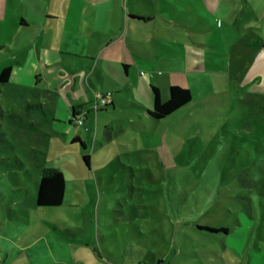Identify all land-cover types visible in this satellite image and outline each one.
Returning <instances> with one entry per match:
<instances>
[{"label": "rangeland", "instance_id": "1", "mask_svg": "<svg viewBox=\"0 0 264 264\" xmlns=\"http://www.w3.org/2000/svg\"><path fill=\"white\" fill-rule=\"evenodd\" d=\"M128 4L156 13L145 26L161 36L176 43L185 36L205 51V70L144 68L163 100L170 85L191 91L187 104L161 119L148 114L133 74L119 83L109 68L96 88L83 81L92 104L79 112L82 124L41 85L0 84V203L35 202L43 165L65 176L61 205L37 211L32 222L40 220L43 234L25 252L66 264H264V64L230 54L236 40L262 47L264 0ZM109 92L114 105L103 108ZM76 135L84 147L72 142ZM7 222L2 214L0 243L12 248ZM26 227L15 220L9 235ZM6 259L0 255V264Z\"/></svg>", "mask_w": 264, "mask_h": 264}, {"label": "crops", "instance_id": "2", "mask_svg": "<svg viewBox=\"0 0 264 264\" xmlns=\"http://www.w3.org/2000/svg\"><path fill=\"white\" fill-rule=\"evenodd\" d=\"M128 1L0 0V73L6 66L11 68L8 81L0 84L16 80L26 85H41L45 92L71 105L74 110L70 113L73 114L90 109L92 104L81 88L83 81L96 88L92 83L99 78H107L108 68L119 83L127 84L129 75L133 74L137 78V92L148 98L149 108L153 102L152 86L155 85H148L150 78L144 68H152L153 72L162 69L160 75L165 71L172 72L175 63L190 74L205 70V51L187 44L182 30L184 37L178 43L175 39L161 36L159 31L152 30L153 27L145 26L147 21L158 15L143 8L137 11L135 4L129 5ZM211 1L214 0H206L208 5ZM172 20L176 22L174 15ZM172 20L165 21L171 23ZM182 24L186 28L189 25L187 19ZM231 44L230 54L250 60L251 64H264V42L261 48L255 44L249 47L239 40ZM235 47L240 49V53L232 51ZM77 55L88 60L80 63L70 59V56ZM78 70L80 76L76 73ZM114 100L115 96L110 93L108 103L111 102V106ZM19 185L21 188L22 184ZM6 200L0 203V216L6 213L8 219L6 231L10 234L15 220L27 223V227L20 230L22 234L4 236V240L11 238L15 242L13 250L10 245L6 248L5 243H0V255L6 260L12 256L7 264H16L25 254L29 255L28 258L19 264H66L25 252L26 249L35 250L32 237L43 234L40 220L32 222L34 217L40 218L37 211L53 207L40 208L36 202L25 203L11 197ZM28 228H32L35 234H30Z\"/></svg>", "mask_w": 264, "mask_h": 264}, {"label": "trees", "instance_id": "3", "mask_svg": "<svg viewBox=\"0 0 264 264\" xmlns=\"http://www.w3.org/2000/svg\"><path fill=\"white\" fill-rule=\"evenodd\" d=\"M10 74L11 68L6 66L0 73V82H7ZM152 92L153 102L151 107L147 108V112L153 119L164 118L191 100L190 89L180 85L169 86L166 100L161 98L159 89L156 86H152ZM111 105V102L106 103L103 108ZM75 141H79L84 147V142L79 135L72 138V142ZM82 158L83 162L88 165L89 155L84 154ZM65 187V176L62 170L52 165H43L36 186V205L40 208H51L61 205Z\"/></svg>", "mask_w": 264, "mask_h": 264}, {"label": "built area", "instance_id": "4", "mask_svg": "<svg viewBox=\"0 0 264 264\" xmlns=\"http://www.w3.org/2000/svg\"><path fill=\"white\" fill-rule=\"evenodd\" d=\"M109 96L110 92L101 96L100 103L103 104V106L104 104L108 103ZM97 105L98 104L95 105V108L97 107ZM71 120H73V122H76L77 124H82L84 122L83 117L81 115L79 116V113H73Z\"/></svg>", "mask_w": 264, "mask_h": 264}]
</instances>
